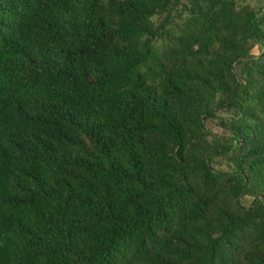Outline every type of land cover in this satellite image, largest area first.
Returning <instances> with one entry per match:
<instances>
[{"label": "trees", "instance_id": "obj_1", "mask_svg": "<svg viewBox=\"0 0 264 264\" xmlns=\"http://www.w3.org/2000/svg\"><path fill=\"white\" fill-rule=\"evenodd\" d=\"M0 264H264V0H0Z\"/></svg>", "mask_w": 264, "mask_h": 264}, {"label": "rangeland", "instance_id": "obj_2", "mask_svg": "<svg viewBox=\"0 0 264 264\" xmlns=\"http://www.w3.org/2000/svg\"><path fill=\"white\" fill-rule=\"evenodd\" d=\"M250 4L254 7V8H256V9H258L259 8V3H257V2H255V1H251L250 2ZM159 19H155L154 21H158ZM245 204H247L248 203V201L247 200H245V202H244Z\"/></svg>", "mask_w": 264, "mask_h": 264}]
</instances>
